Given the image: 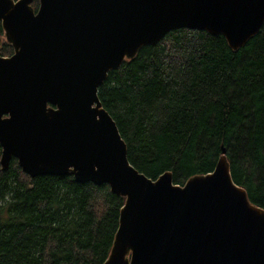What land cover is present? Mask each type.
Here are the masks:
<instances>
[{"label": "water", "instance_id": "water-1", "mask_svg": "<svg viewBox=\"0 0 264 264\" xmlns=\"http://www.w3.org/2000/svg\"><path fill=\"white\" fill-rule=\"evenodd\" d=\"M31 1L0 0L13 46L0 73L24 84L0 91V169L14 157L31 177L71 173L124 197L101 264H264V208L232 180L225 149L182 185L170 171L151 179L128 161L97 97L110 69L171 29L239 48L261 26L264 0H38L35 10ZM29 84L46 88L36 96Z\"/></svg>", "mask_w": 264, "mask_h": 264}, {"label": "trees", "instance_id": "trees-1", "mask_svg": "<svg viewBox=\"0 0 264 264\" xmlns=\"http://www.w3.org/2000/svg\"><path fill=\"white\" fill-rule=\"evenodd\" d=\"M97 97L138 171H170L182 185L212 171L223 147L232 180L264 208V19L237 49L221 34L171 29L110 69ZM123 199L71 173L31 177L11 157L0 169V264H101Z\"/></svg>", "mask_w": 264, "mask_h": 264}, {"label": "bare ground", "instance_id": "bare-ground-1", "mask_svg": "<svg viewBox=\"0 0 264 264\" xmlns=\"http://www.w3.org/2000/svg\"><path fill=\"white\" fill-rule=\"evenodd\" d=\"M41 82V79L39 83ZM21 82L14 77H10L9 75L6 74H1L0 73V91L4 92H12V93H18V90L24 86V84H20ZM30 85V84H29ZM34 86V95L39 96L40 93H43V91L46 88L45 84H35V85H30ZM52 88V86H50Z\"/></svg>", "mask_w": 264, "mask_h": 264}, {"label": "rangeland", "instance_id": "rangeland-1", "mask_svg": "<svg viewBox=\"0 0 264 264\" xmlns=\"http://www.w3.org/2000/svg\"><path fill=\"white\" fill-rule=\"evenodd\" d=\"M31 6H32V4H31ZM0 26H1V29H0V39L6 42V44H7V50L9 52H13L12 43L5 38L4 29H3L2 25H1V23H0Z\"/></svg>", "mask_w": 264, "mask_h": 264}, {"label": "flooded vegetation", "instance_id": "flooded-vegetation-1", "mask_svg": "<svg viewBox=\"0 0 264 264\" xmlns=\"http://www.w3.org/2000/svg\"><path fill=\"white\" fill-rule=\"evenodd\" d=\"M1 28V26H0ZM3 42V40L0 39V44ZM5 42V41H4ZM10 54H12V52H8V53H5V54H2L0 53L1 56H9Z\"/></svg>", "mask_w": 264, "mask_h": 264}]
</instances>
